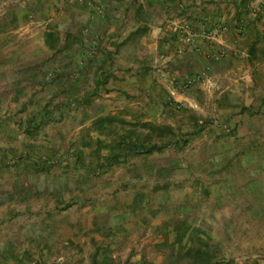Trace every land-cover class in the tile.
Returning <instances> with one entry per match:
<instances>
[{"label": "rangeland", "instance_id": "374dc122", "mask_svg": "<svg viewBox=\"0 0 264 264\" xmlns=\"http://www.w3.org/2000/svg\"><path fill=\"white\" fill-rule=\"evenodd\" d=\"M23 38L0 28V264H264V176L248 186L230 173L215 181L210 166L205 181L184 180L166 169L184 155L169 130L89 124L85 105L40 121L32 114L59 102L41 100L46 91L14 92ZM47 71L53 76L52 65ZM183 113L173 116L179 124ZM182 129L174 137L187 135ZM151 143L170 155L128 148Z\"/></svg>", "mask_w": 264, "mask_h": 264}, {"label": "crops", "instance_id": "0c3cea01", "mask_svg": "<svg viewBox=\"0 0 264 264\" xmlns=\"http://www.w3.org/2000/svg\"><path fill=\"white\" fill-rule=\"evenodd\" d=\"M88 1L0 0L8 6L0 12V19L11 21L8 34L24 37L26 60L14 72V92L46 91L41 100L54 95L59 102L32 115L41 121L85 105L89 124L148 123L169 130V143H179L184 155L170 157L166 169L183 172L184 180L205 181L210 166L215 181L230 173L248 186L257 173L263 177L264 155L257 151H264L262 0ZM187 33L194 34L193 43L186 42ZM52 54L59 55L48 60ZM178 108L185 110L176 116L183 124L173 118ZM183 127L187 135L174 137ZM206 183L200 191L208 190Z\"/></svg>", "mask_w": 264, "mask_h": 264}, {"label": "built area", "instance_id": "2783aa9c", "mask_svg": "<svg viewBox=\"0 0 264 264\" xmlns=\"http://www.w3.org/2000/svg\"><path fill=\"white\" fill-rule=\"evenodd\" d=\"M94 1H97V0L88 1L87 4L90 5L91 2H94ZM260 7L262 8V10H263V15H264V0H262V1L260 2ZM98 10H99V9H98ZM223 29H224L223 27H222V28L220 27L219 30H220V31H223ZM209 36H210V37H213V36H215V35H214V33H208V37H209ZM194 39H195V36H194L193 33H187V34H186L185 40H186L187 43H193V42H194ZM217 58H218V56H215V57H214V59H217ZM206 70H207V68H206L205 70H203V71H200V72L196 73V75L193 76V79H188L187 81H185V82L183 83V85H182V89L188 88L189 85H190L193 81L202 78V77L205 75Z\"/></svg>", "mask_w": 264, "mask_h": 264}, {"label": "trees", "instance_id": "16d2710c", "mask_svg": "<svg viewBox=\"0 0 264 264\" xmlns=\"http://www.w3.org/2000/svg\"><path fill=\"white\" fill-rule=\"evenodd\" d=\"M182 139H180L181 141ZM169 142H172V140ZM175 145V143H173ZM179 144V143H177ZM176 144V145H177ZM131 150H134L136 153H142V154H149V153H152L154 151H160L162 150L166 145L165 144H156V143H151L149 145H144V144H141V145H135V144H129L128 145ZM203 264H225L223 262H212V263H209L208 261H205Z\"/></svg>", "mask_w": 264, "mask_h": 264}]
</instances>
